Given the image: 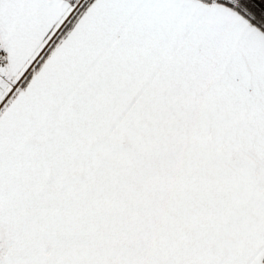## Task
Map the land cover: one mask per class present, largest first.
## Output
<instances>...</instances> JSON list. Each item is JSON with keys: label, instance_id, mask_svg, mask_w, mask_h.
I'll return each mask as SVG.
<instances>
[{"label": "snow or ice", "instance_id": "snow-or-ice-1", "mask_svg": "<svg viewBox=\"0 0 264 264\" xmlns=\"http://www.w3.org/2000/svg\"><path fill=\"white\" fill-rule=\"evenodd\" d=\"M0 264H264V0H0Z\"/></svg>", "mask_w": 264, "mask_h": 264}]
</instances>
